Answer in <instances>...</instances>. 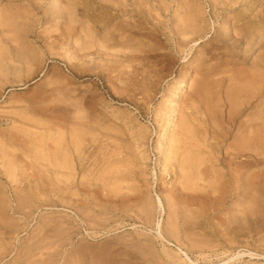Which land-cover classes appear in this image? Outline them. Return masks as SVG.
Returning <instances> with one entry per match:
<instances>
[{"label":"rangeland","instance_id":"obj_1","mask_svg":"<svg viewBox=\"0 0 264 264\" xmlns=\"http://www.w3.org/2000/svg\"><path fill=\"white\" fill-rule=\"evenodd\" d=\"M253 1L0 0V264H264Z\"/></svg>","mask_w":264,"mask_h":264},{"label":"bare ground","instance_id":"obj_2","mask_svg":"<svg viewBox=\"0 0 264 264\" xmlns=\"http://www.w3.org/2000/svg\"><path fill=\"white\" fill-rule=\"evenodd\" d=\"M238 1H241V0H238ZM253 2H254L253 6H257L258 4L264 2V0L253 1ZM188 75H189V73H187V76ZM191 87H192L191 82L188 80L187 77H185L183 80V83L180 85V90L186 91L188 89H191ZM182 129L184 131H186V130L189 131L190 126L186 123V124H184ZM261 130L263 131L262 128H261ZM261 130H259V132H262ZM259 132L256 131L255 133L249 135L250 136L249 140L254 141L255 143H256V141L259 142L261 144L260 147H262L263 142H262V137L259 136V134H260ZM263 153H264V151L258 152L259 157H257V160L258 159H259V161L261 160L260 156H262ZM200 159L201 158L199 157V153L198 154L195 153L191 157H189L188 160L186 161V170H187L186 173H187V178L189 180H192L193 178H196L202 174L203 170H201L200 166H199V162L202 163V159H201V161H200ZM229 166L230 167L228 168L227 172H224L222 174L216 172V180H219V182L216 183V203H220L218 208H220L226 202V197H228V196L231 197L234 194H238L239 191H241V193H242V197L244 199V204L246 202H248L249 197H250V190H249L250 186L253 183H255L257 181L258 176L261 173H263V172H256L254 174H250L249 170H248V168H250V167H248L249 166L248 163H244L240 166H237L236 168L231 167V166H233L232 163ZM205 169H207V166L204 168L203 174H206ZM192 182H194V181H192ZM231 185H235L233 189H231ZM158 200H159L160 206L164 207L162 200L160 198ZM102 236H104V235H102ZM161 237L163 238V240H165V237L163 235H161ZM195 244H199V242H196ZM177 248L179 251H181V253H183L184 255L187 256V253L183 251V248L180 245ZM88 251H90V250H88ZM240 254L243 255L242 253H238V256ZM108 255H109V252H108ZM195 264H197V263H195Z\"/></svg>","mask_w":264,"mask_h":264}]
</instances>
